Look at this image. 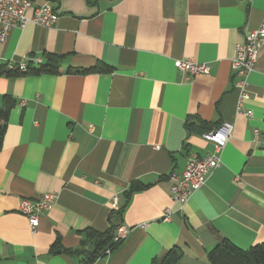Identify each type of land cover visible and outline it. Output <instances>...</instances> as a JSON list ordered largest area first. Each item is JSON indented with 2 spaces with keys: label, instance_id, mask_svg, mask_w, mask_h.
<instances>
[{
  "label": "crops",
  "instance_id": "obj_1",
  "mask_svg": "<svg viewBox=\"0 0 264 264\" xmlns=\"http://www.w3.org/2000/svg\"><path fill=\"white\" fill-rule=\"evenodd\" d=\"M32 1L60 18L0 43V104L14 102L0 148V264H80L87 229L104 232L110 219L129 234L93 264H161L175 246L176 264H209L225 241L263 242L264 43L241 108L231 59L264 22V0ZM47 55L60 70L5 72L10 60ZM180 58L210 74L178 70ZM224 121L234 129L221 166L173 203L169 175L211 152L203 134ZM134 181L142 187L128 194ZM48 192L56 199L33 231L20 201Z\"/></svg>",
  "mask_w": 264,
  "mask_h": 264
},
{
  "label": "built area",
  "instance_id": "obj_2",
  "mask_svg": "<svg viewBox=\"0 0 264 264\" xmlns=\"http://www.w3.org/2000/svg\"><path fill=\"white\" fill-rule=\"evenodd\" d=\"M32 8V15L26 14L27 9ZM60 18V12L52 6L50 2L35 6L32 0H0V43L5 44L9 38L10 32L15 27L24 28L28 23H34L42 27H51L55 25ZM264 43V22L245 34L242 43L236 45L235 56L231 59V68L235 73L234 87L239 94V107L241 108L244 100L249 97V76L255 70V64L258 59L259 51ZM43 63L41 57L27 56L19 63L10 60L5 65L6 71H18L28 73L30 66L40 67ZM175 66L178 70L192 75L210 74V67L206 62H198L192 59L180 58L175 60ZM246 116L252 117L250 111L243 112ZM234 123L224 121L218 127L204 133L203 137L213 144V150L206 155H192L188 158L183 173L172 172L169 175L171 182L170 192L172 202L184 205L191 195L202 187L209 175L222 164V153L228 141L232 137ZM256 139L259 136V129H254ZM56 199L54 193H43L37 199L22 198L19 205V212L26 215L31 229L36 231L40 213L50 209ZM117 206V197L112 203ZM169 209L163 214L165 221L170 220ZM146 223H143L145 226ZM129 234V229L125 225H120L114 235L115 241L125 239ZM111 252L110 249L106 254Z\"/></svg>",
  "mask_w": 264,
  "mask_h": 264
},
{
  "label": "trees",
  "instance_id": "obj_3",
  "mask_svg": "<svg viewBox=\"0 0 264 264\" xmlns=\"http://www.w3.org/2000/svg\"><path fill=\"white\" fill-rule=\"evenodd\" d=\"M60 57L55 55H47L46 62L42 63L40 67H31L29 72L39 71H58L61 68L58 66V60ZM5 68V67H4ZM94 70L90 69H74L69 68V72H89ZM8 74H12L13 71H6ZM14 102L0 104V148L4 136L5 123L8 120L10 110ZM142 184L139 181L131 183L128 194H132L135 190L141 189ZM121 214V210L117 211ZM122 222V221H121ZM120 223L112 222L110 219V225L104 232H99L94 229H87V243L84 250L85 257L81 260L80 264H93L98 258L106 254L108 249L113 250L117 248L124 239L120 241L114 240V235ZM68 253H74L72 250H65ZM183 255V251L175 246L167 253L163 258L161 264H176ZM209 264H264V241L251 246L247 250H243L235 246L229 241H225L223 245L217 246L208 253Z\"/></svg>",
  "mask_w": 264,
  "mask_h": 264
}]
</instances>
